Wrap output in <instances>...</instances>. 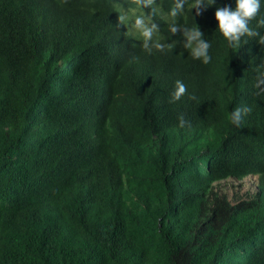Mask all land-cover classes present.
<instances>
[{
  "label": "trees",
  "instance_id": "1",
  "mask_svg": "<svg viewBox=\"0 0 264 264\" xmlns=\"http://www.w3.org/2000/svg\"><path fill=\"white\" fill-rule=\"evenodd\" d=\"M178 3L0 0V264H264V0L235 48L215 18L235 0ZM249 174L247 198L218 189Z\"/></svg>",
  "mask_w": 264,
  "mask_h": 264
},
{
  "label": "clouds",
  "instance_id": "2",
  "mask_svg": "<svg viewBox=\"0 0 264 264\" xmlns=\"http://www.w3.org/2000/svg\"><path fill=\"white\" fill-rule=\"evenodd\" d=\"M63 2L66 3L67 0H63ZM153 2L154 0H135V3H137L138 5L144 6H150L153 4ZM214 2L215 0H212L211 4H213ZM211 4H207L206 0H193L191 7L192 9H196V15H200L202 14V11ZM260 7V0H235V8H232L229 5L217 7L215 11V18L218 21L217 29H219L222 36L226 39L230 46H232L233 48L239 46L242 37H255L259 35L257 31L253 30L249 26V24L250 21L255 19L258 15ZM182 8L183 0H179L177 7L172 9V16L175 17L176 15H178L179 12L182 11ZM118 20L120 23H122L124 21V17L120 16L118 17ZM260 24H264V20H261ZM134 27L139 32L143 41L142 47L146 51L151 52L153 47L161 51L164 49L163 44L159 43L158 41L154 42L153 39L158 32V26L156 24H149L146 22L145 17L138 16L135 18ZM170 32L172 34L180 33L182 35V37L184 38L183 47L188 50L193 59H199L204 64H208L211 61V56L209 55L211 44L203 38L204 33L199 29L197 25L194 28H189L173 23L170 25ZM259 43L264 44V37H261ZM259 69L260 72L264 70V65L263 68L262 64L261 66L259 65ZM261 82H264V80H262ZM186 93L187 86L180 80H177L175 82L174 90L170 94L169 102L174 103L176 101H179ZM250 111L251 109L246 106L233 109L229 116L230 122L239 127L243 116ZM178 119L180 126H185L187 121L184 119L183 115L179 116ZM250 175H254L258 179L257 174H249L247 176ZM255 193L256 192H254L253 194ZM253 194H250L249 196Z\"/></svg>",
  "mask_w": 264,
  "mask_h": 264
},
{
  "label": "rangeland",
  "instance_id": "3",
  "mask_svg": "<svg viewBox=\"0 0 264 264\" xmlns=\"http://www.w3.org/2000/svg\"><path fill=\"white\" fill-rule=\"evenodd\" d=\"M258 179L254 175L246 176L244 179L228 178L218 184V189L226 193L232 201L247 197L257 190Z\"/></svg>",
  "mask_w": 264,
  "mask_h": 264
},
{
  "label": "bare ground",
  "instance_id": "4",
  "mask_svg": "<svg viewBox=\"0 0 264 264\" xmlns=\"http://www.w3.org/2000/svg\"><path fill=\"white\" fill-rule=\"evenodd\" d=\"M38 1V0H37Z\"/></svg>",
  "mask_w": 264,
  "mask_h": 264
}]
</instances>
